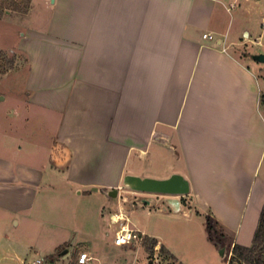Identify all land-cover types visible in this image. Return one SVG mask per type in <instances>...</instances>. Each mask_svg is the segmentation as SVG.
<instances>
[{
  "label": "crops",
  "instance_id": "crops-1",
  "mask_svg": "<svg viewBox=\"0 0 264 264\" xmlns=\"http://www.w3.org/2000/svg\"><path fill=\"white\" fill-rule=\"evenodd\" d=\"M40 1L51 13L45 25L27 28L18 52L0 47L25 60L0 79L22 77L21 88L0 89V102L11 95L24 112L2 117L4 225L20 216L43 230L53 264L84 252L90 264H104L105 227L114 239L130 229L156 240L167 250L165 264L201 263L220 249L207 215L220 226L225 255L251 247L264 207V63L253 56L264 52L248 47L264 49V25L254 38L249 17L264 11V0ZM34 3L27 14L9 11L0 20L26 19ZM127 174H181L191 194L177 214L137 200L129 209L108 202L106 193L122 190ZM44 200L50 216L38 213ZM141 212L160 223L144 224ZM179 221L185 224L174 228ZM204 234L213 248L200 246ZM120 248L118 264H149L140 243Z\"/></svg>",
  "mask_w": 264,
  "mask_h": 264
},
{
  "label": "rangeland",
  "instance_id": "rangeland-1",
  "mask_svg": "<svg viewBox=\"0 0 264 264\" xmlns=\"http://www.w3.org/2000/svg\"><path fill=\"white\" fill-rule=\"evenodd\" d=\"M9 11H6V13ZM11 13L9 14H21L17 13L14 11H10ZM5 13V14H6ZM50 12L48 11V8L43 7V4L40 0H35L33 10L31 15L26 18V19H21L19 16H14V17H8L4 20H0V47L4 49H12L15 52H18L20 48L23 47L24 45V40L25 38L22 36V34L25 33L27 35V28H34V29H39L40 27L45 25V20L49 18ZM24 15V14H21ZM262 15H264V11H259L257 13L253 12L252 15L249 17L251 20L253 29L252 35L253 37H258L261 35V22H262ZM28 37V36H27ZM260 42L264 43V38ZM248 50L250 51H263L264 49L261 50L260 47H255L251 48V46L248 47ZM7 55H9L11 58L15 60V67L13 70L17 72L20 67H23L25 65V60L23 57H18L17 54L12 55L9 52H5ZM244 55V54H242ZM18 63V64H17ZM19 71V70H18ZM22 77H9L4 79L3 81L0 82V89H3L6 91V93L12 91V90H17L20 87L22 83H20ZM1 79V78H0ZM22 107L20 106V103L17 99H14L11 97V95L8 97V99L5 102H0V153L3 152V145L5 143V130L7 128L6 122L2 119L4 116L3 114H23ZM63 185V184H61ZM55 187H60V185H55ZM59 189V188H58ZM110 191L106 193L105 197L107 196V200L110 203H119L120 206L129 209L131 207V203L129 200H137V194L134 193H127L126 191L119 190V195L118 197L112 198L109 195ZM100 196H103L102 193H100ZM45 201V200H44ZM56 201V200H54ZM53 200H50L48 202L54 203ZM46 207H44L42 204H38L37 210L39 211L38 213L40 215H52V205L49 204L47 206V202L45 201ZM185 210H189L188 207H185ZM131 211V210H130ZM140 212V211H139ZM92 214V213H91ZM90 214V217L92 216ZM138 216L140 217V220L144 224H149V223H154L157 225L160 222L156 219L154 220L153 218L149 217L146 212H141L137 213ZM4 219L3 217L0 216V264H29L32 260L36 259L37 257H47V250L49 249L50 246H47L46 244L49 243L51 239H49V236L46 235V233L43 230L40 229H35L32 230L30 226L22 220L20 216L16 217H11L9 219V222H7L4 225ZM15 222H20V226L17 227L15 226ZM205 225H207L206 221ZM85 223V220H84ZM122 221H118V224H121ZM185 223L184 221H179L178 223H173L174 228H179L183 226ZM85 224H82V227ZM93 223L90 222L89 225V235L93 236L96 235L97 229L94 230L93 228ZM97 228V227H96ZM205 231V228H204ZM206 232V231H205ZM80 231L78 232V234ZM102 233L100 235V238L102 240V244L107 247V253H104L102 255V260L104 264H118L120 262H123L122 256L120 251L123 250V248L116 247L114 244V233L115 231L112 229H108L107 227L104 228V230H101ZM79 236V235H78ZM175 237V236H174ZM200 242V246L203 247L204 245L206 246L207 244L212 247V244L207 241V237H201V235L198 236ZM171 239L173 240V243H177V239L173 238L171 236ZM40 241L42 243V250H38L37 248L34 247V250H32L33 245L32 243H36ZM145 238L140 242L141 245H144ZM176 244V245H177ZM203 244V246H202ZM31 245V246H29ZM181 249V247L177 245V249ZM204 249V248H203ZM66 250V249H65ZM213 253L209 257H205V259L202 260L201 263L197 262L194 264H226L228 260V256H221L220 255V249H212ZM62 250L61 252H63ZM148 261L149 264H165V256L160 252L157 255V258H155V248L153 253H148ZM214 254V255H213ZM217 254V255H216ZM79 254H75L72 257L71 261H68V263L64 262H59L57 264H78L77 259H78ZM124 263V262H123ZM55 264V263H54Z\"/></svg>",
  "mask_w": 264,
  "mask_h": 264
},
{
  "label": "trees",
  "instance_id": "trees-1",
  "mask_svg": "<svg viewBox=\"0 0 264 264\" xmlns=\"http://www.w3.org/2000/svg\"><path fill=\"white\" fill-rule=\"evenodd\" d=\"M32 0H0V19L6 11H14L21 14H27L31 9ZM15 67V60L0 51V78L7 75ZM59 167L67 165V161L54 159ZM209 235L211 242L217 248H224L219 239L220 226L217 221L210 215H207ZM144 248L148 253H153L157 246V241L151 238H145ZM231 249V244L227 246V251ZM166 256L167 250L162 247L160 251ZM228 256V255H227ZM227 264H264V207L261 212L259 224L254 235L251 247L235 245L231 250V256H228Z\"/></svg>",
  "mask_w": 264,
  "mask_h": 264
},
{
  "label": "water",
  "instance_id": "water-1",
  "mask_svg": "<svg viewBox=\"0 0 264 264\" xmlns=\"http://www.w3.org/2000/svg\"><path fill=\"white\" fill-rule=\"evenodd\" d=\"M55 0H51L54 3ZM253 60L264 63V55L253 56ZM123 191L138 194L137 202L147 205L150 208H158L162 211L170 209L173 213L181 212V198L191 194L189 181L181 174H172L166 179H155L142 176L127 174L121 186ZM112 198H117L119 189L110 191ZM225 248L220 249V255L224 256ZM68 250H64L62 255L65 256Z\"/></svg>",
  "mask_w": 264,
  "mask_h": 264
},
{
  "label": "built area",
  "instance_id": "built-area-1",
  "mask_svg": "<svg viewBox=\"0 0 264 264\" xmlns=\"http://www.w3.org/2000/svg\"><path fill=\"white\" fill-rule=\"evenodd\" d=\"M262 24L264 25V18L262 19ZM185 199L181 198V200ZM188 201H184L183 205H186ZM182 204V203H181ZM143 236H140L136 231L130 229H122L119 233H117L114 244L118 247H131L134 244L140 243L143 240ZM161 249L157 246L155 247V258L160 253ZM93 258L90 257L88 253H81L78 256L77 263L78 264H90ZM29 264H53V262L46 258V257H37L36 259L32 260Z\"/></svg>",
  "mask_w": 264,
  "mask_h": 264
}]
</instances>
